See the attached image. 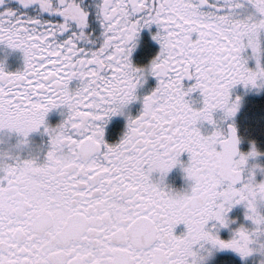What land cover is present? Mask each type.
<instances>
[{
	"label": "snow or ice",
	"instance_id": "1",
	"mask_svg": "<svg viewBox=\"0 0 264 264\" xmlns=\"http://www.w3.org/2000/svg\"><path fill=\"white\" fill-rule=\"evenodd\" d=\"M17 3L28 11L0 10V43L19 50L24 63L17 72L0 63V130L23 144L50 110L66 112L44 127L43 163H9L0 154V264H202L211 249L242 259L264 252V181L242 175L258 153L238 151L230 124L209 135L196 127L213 124L216 109L225 119L235 114L234 85L264 86V0ZM93 21L98 33L89 30ZM150 25L159 52L146 69L134 67L135 39ZM145 71L155 88L119 142L106 143L104 125L137 99ZM74 79L79 86L70 89ZM185 79L194 80L187 89ZM197 89L203 106L194 109L185 97ZM181 153L190 188L165 190L163 177ZM236 204L251 229L242 225L226 241L206 230L209 221L227 227ZM181 223L186 231L175 235Z\"/></svg>",
	"mask_w": 264,
	"mask_h": 264
},
{
	"label": "flooded vegetation",
	"instance_id": "2",
	"mask_svg": "<svg viewBox=\"0 0 264 264\" xmlns=\"http://www.w3.org/2000/svg\"><path fill=\"white\" fill-rule=\"evenodd\" d=\"M3 9H19L20 11H28L20 8L17 0H3L0 4V10ZM90 31L97 32L99 27L96 22H91L89 26ZM157 31L155 25H150L143 28L137 34L135 39V47L129 57L130 62L134 67L147 68L151 60L159 52V44L153 40L152 37ZM0 63H2L4 70L7 72L22 71L24 67L23 55L19 50L8 48L6 45L0 43ZM255 60L247 59L246 66L255 69ZM194 80L185 79L182 85L185 89L190 87ZM79 86V81L72 80L69 82V88L75 89ZM156 86V79L145 71L144 78L140 84L137 85L135 95L137 99L131 101L122 109V114L109 117L107 123L104 125V140L108 144L119 142L123 133L126 131L127 119L129 117L135 118L142 110V99L145 95L151 93ZM230 98L238 100V107L234 115L225 119L224 112L221 109H216L213 112V124L207 121L198 122L196 127L200 129L202 135H209L214 130L224 131L230 124L236 129L238 137V151L247 154L253 148L258 153L255 157H248L245 165L243 176H247L249 172L252 173L253 179L259 183L264 181V86L251 87L242 84H236L229 90ZM185 99L194 109H199L203 106V97L199 90L189 93ZM66 109L58 107L50 110L45 116V124L38 130L30 133L26 143L21 144L22 138L18 137L15 132L8 130H0V154H7V162L14 163L11 157L18 159H34L37 164L43 163L46 152L48 150L49 137L44 132V127L49 128L58 125L64 118L63 113ZM180 163L173 167L162 180V186L165 190L171 189L174 192L188 191L190 188V181L185 177L182 171V166L188 162V154L181 153L178 157ZM151 178L153 182H160V174L152 173ZM261 214H264V203L258 206ZM246 209L243 204H236L227 213V227H221L215 221H209L206 225V230L214 232L221 240H229L235 229L240 226L251 229L253 225L250 221L245 219ZM186 231L185 226L181 223L175 226L173 232L175 235H181ZM264 240V237H260ZM208 248L209 246H205ZM255 247V245H254ZM204 254V253H202ZM205 258L202 264H264V252L255 251L248 257L241 258L237 253L231 249H211V254H204Z\"/></svg>",
	"mask_w": 264,
	"mask_h": 264
}]
</instances>
